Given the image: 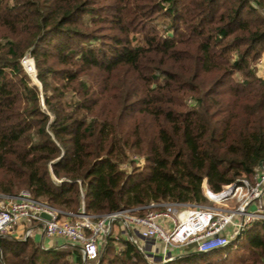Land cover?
Listing matches in <instances>:
<instances>
[{"label": "trees", "instance_id": "1", "mask_svg": "<svg viewBox=\"0 0 264 264\" xmlns=\"http://www.w3.org/2000/svg\"><path fill=\"white\" fill-rule=\"evenodd\" d=\"M263 57L264 0H0V192L103 214L202 202L205 179L220 192L252 178L264 160ZM240 243L236 260L188 250L155 264H264V221ZM0 250V264H84L66 242L2 236ZM92 264L154 263L109 237Z\"/></svg>", "mask_w": 264, "mask_h": 264}, {"label": "built area", "instance_id": "2", "mask_svg": "<svg viewBox=\"0 0 264 264\" xmlns=\"http://www.w3.org/2000/svg\"><path fill=\"white\" fill-rule=\"evenodd\" d=\"M29 58L22 60L26 71L25 61ZM253 67L264 72V57ZM203 194L212 203L152 201L135 208L92 214L86 211L84 202L78 212H72L35 198L27 189L16 195L0 192V237L35 240L41 229V247L47 248L45 239L50 240V247L60 244L56 239L77 245L84 264L100 257L109 237L119 241L126 236L155 261L176 259L184 249H223L253 223L264 221V161L252 178L240 177L220 192L212 190L205 179ZM116 225L123 233L114 231Z\"/></svg>", "mask_w": 264, "mask_h": 264}, {"label": "rangeland", "instance_id": "3", "mask_svg": "<svg viewBox=\"0 0 264 264\" xmlns=\"http://www.w3.org/2000/svg\"><path fill=\"white\" fill-rule=\"evenodd\" d=\"M161 21V23L164 21V20H160ZM27 57H29V56H27ZM31 57V56H30ZM34 60V58L33 57H31V59L29 58L28 60H26L25 62H26V67H27V69L30 71V73L29 74H31L32 75V78H33V82L34 83H36V84H40V82H39V80L37 79V77H36V75H35V70H34V65H33V60ZM34 63H35V61H34ZM254 68V67H253ZM26 69V68H25ZM255 71L257 72V74L259 75V76H261V77H263L264 78V72H263V69L261 68V69H259V68H257V69H255ZM130 160H134L135 162H136V164L137 165H139V166H144V164H145V157H143V156H141V155H131V159ZM124 167L128 170V171H130L131 169H132V166H131V164L128 162V163H126L125 165H124ZM204 197L206 198V196L204 195ZM202 203L203 204H210V203H212V202H210L207 198H206V200H204V201H202ZM39 231H38V233H37V235H36V237H35V241L36 242H39L40 240H41V238H42V231H41V229H38ZM245 232V231H244ZM243 235H244V233L241 235V237L239 238V239H237V240H235L234 242H232L229 246H227V247H225V248H223V249H221L219 252H220V255H218V256H216V261H224V260H228L230 257L232 258V259H234V260H236V259H238L239 257H240V255H243L244 253H246V249H244L240 244V241L242 240V237H243ZM121 240V239H120ZM45 243V245H46V247L47 248H49L50 246H49V243L47 242V241H45L44 242ZM105 245V244H104ZM47 248H45V249H47ZM185 250V252L186 251H188V250H190V249H184ZM182 253H184V252H182ZM181 253V254H182ZM146 258H147V260L150 262V263H156L157 261H155V260H151L150 258H148L147 256H146ZM238 262H240V261H238Z\"/></svg>", "mask_w": 264, "mask_h": 264}, {"label": "crops", "instance_id": "4", "mask_svg": "<svg viewBox=\"0 0 264 264\" xmlns=\"http://www.w3.org/2000/svg\"><path fill=\"white\" fill-rule=\"evenodd\" d=\"M114 231H115V232H119V231H121V229L119 228L118 225H116L115 228H114ZM121 233H123V232L121 231ZM125 237H126V236H125ZM125 237H124V238H125ZM56 240L59 241L60 243H63V242H64L63 240H58V239H56ZM45 241L49 242L50 240H49V239H45ZM159 248L161 249V245L159 246Z\"/></svg>", "mask_w": 264, "mask_h": 264}, {"label": "water", "instance_id": "5", "mask_svg": "<svg viewBox=\"0 0 264 264\" xmlns=\"http://www.w3.org/2000/svg\"><path fill=\"white\" fill-rule=\"evenodd\" d=\"M32 60H33V59H32ZM33 65H34L33 68H34V70H35V75H36V69H35V63H34V60H33ZM27 71H28V70H27ZM39 87L42 88V84H41V83L39 84ZM263 161H264V160H261V161H260V164H262ZM43 216H44V217H47V218H50L49 215H47V214H43Z\"/></svg>", "mask_w": 264, "mask_h": 264}]
</instances>
